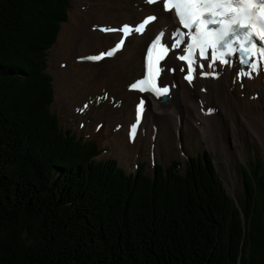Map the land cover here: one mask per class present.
<instances>
[{"label":"trees","instance_id":"trees-1","mask_svg":"<svg viewBox=\"0 0 264 264\" xmlns=\"http://www.w3.org/2000/svg\"><path fill=\"white\" fill-rule=\"evenodd\" d=\"M69 3L0 0V264H264L258 163L235 203L207 152L128 175L62 131L45 69Z\"/></svg>","mask_w":264,"mask_h":264},{"label":"bare ground","instance_id":"bare-ground-1","mask_svg":"<svg viewBox=\"0 0 264 264\" xmlns=\"http://www.w3.org/2000/svg\"><path fill=\"white\" fill-rule=\"evenodd\" d=\"M108 1L113 2L116 9L117 14L114 15V19L100 18L96 13L95 19L80 24L77 19L80 15L89 17L93 14L96 0L91 5H82V7L87 8V11L81 9L76 13L74 12V19L71 18L68 25V22H65L67 27L62 30L59 41L54 44L55 48L59 46L63 50V55L55 57L53 54L50 57L51 61L59 62L61 59V62L66 64L63 69L53 72L56 73L55 85H63L66 93L71 92L72 89H76L80 93L77 104L70 109L66 107L74 119L77 117L75 115H79L83 121L91 122L93 124V128L90 130L92 135H95L94 129L99 122L96 120L103 123L98 130V136L102 134L105 128H108L107 135L113 139L119 138L121 133L127 149L137 148L136 152H132L128 156L117 154L113 149L114 154L123 159L138 155L139 149L149 139L155 140L157 143L160 141L164 143L166 138L172 137V128H166L164 135H161L163 123L171 122L177 133L184 127L193 128L190 130L199 133L200 138L205 142L206 136L198 131L203 127L205 121L212 126L213 141H217L218 135L228 132L230 128L237 129L243 122H246L247 131L259 141L264 150V122H262L264 111H259L261 107L259 99H263L264 103V68L252 74L250 78L243 79H234V71L223 68L219 69L220 73L215 78H196L187 84L182 78L184 71H181V68L178 69L177 67L173 75L166 73L168 66H177L172 58L173 54L170 53L162 62L164 73L161 77V83L170 86L168 99L165 102L154 100L147 94L140 95L134 91H127L128 84L141 76L142 52L145 45L154 34L161 30L172 32L177 24L171 13L165 14L160 11V4L149 5L146 0ZM111 2L107 7H111ZM151 12L156 13L158 19L148 25L140 37L131 36L126 39L122 49L112 57L99 62L76 60L79 57L109 48L119 37V34L104 35L95 29L92 30L93 27L91 28L90 24L102 26L105 23L108 27H116L122 22L137 23L139 19ZM154 27L156 28L155 31H153ZM128 46L131 48V54H126L124 57L126 60L134 61V64L125 67L126 70L123 69V73H121L119 67L121 61L118 55L124 54ZM175 50L171 49L172 52ZM136 63L138 64L136 65ZM165 66L167 67L165 68ZM55 90L59 91L57 87ZM139 98L145 102V112L134 140L129 143L128 128L133 120L135 106ZM66 104L69 105L70 101L66 100ZM83 104L86 105L85 109H82ZM63 107L65 108V106ZM123 107L127 110V114L123 118L112 121L104 118L107 117L105 111L114 114ZM150 109L156 113V120L150 115ZM182 111L184 112L183 115ZM223 119H225L224 122ZM211 126L207 125L206 128L210 129ZM154 134V139H152ZM206 135H210L207 130ZM152 146L157 154L161 153V144Z\"/></svg>","mask_w":264,"mask_h":264},{"label":"rangeland","instance_id":"rangeland-1","mask_svg":"<svg viewBox=\"0 0 264 264\" xmlns=\"http://www.w3.org/2000/svg\"><path fill=\"white\" fill-rule=\"evenodd\" d=\"M94 1L95 0H70L69 8L67 10V14H69L67 15L66 19V23L68 22L67 25L70 23L71 18H73L74 12L76 13L81 9H86L87 11V8L82 7V5H91ZM109 2L111 1L96 0V2H94L96 3V5L93 14L89 15V17L80 15L77 21H79L80 24L86 23L88 22V20L92 21L96 18V13L100 18L105 17L108 20L114 19L113 17L117 14V12L114 8L113 2H111V7H107ZM66 23L64 22L60 25V33H57L56 43L60 39L62 30L67 27ZM103 24L105 25V23ZM90 27H93L92 24H90ZM93 29L94 28H92V30ZM155 30L156 28L154 27L153 31ZM74 49L76 50V48ZM130 50L131 48L130 46H128L124 54L118 55V58L121 61V66L118 65L120 67L121 73H123V69L124 71L126 70L125 67L134 64V61L126 60L124 57V55L126 54H131ZM53 54L55 55V57H60L63 55V50L60 49L59 46L55 48V45H53L47 52L46 70L49 73L48 75L51 77L53 98V101L49 106L50 111L58 117L59 126L62 131L70 130L72 134L77 135V137L79 138H83L86 141H94L98 152V155L95 157L96 160H114L117 163V166L123 169L127 174L136 173L138 170L137 166H139V168L142 166L146 175L153 176L154 162L162 164L164 168H167L172 160H176L180 163L179 172L183 173L186 169V163H188L189 158H193L196 155H202L204 152H207V158H209L214 165L219 184L221 185L225 194L230 197L235 203H237L242 196V180L240 175L241 167L248 168L252 163H258L261 166V171L264 175V150L259 141L256 138H253L252 135L249 134V131H247L248 129L246 127V122H243L237 129L230 128L228 132L218 135L217 141H213L212 137L214 135V131L211 124L205 121L203 127L198 131L206 136V142L200 138L201 136L199 135V133H195L194 131H192L193 128H190L192 129L190 130L187 127H184L181 131H179V133H177L176 128L174 127L172 122L163 123V131L161 132L162 136L164 135V131L166 128H172V137L166 138L164 143L161 141L157 143L155 140L149 139L142 145L141 149H139L140 151L138 155L136 156L123 159L122 157L115 155L113 149L117 154L128 156L132 152H136L137 148L127 149L123 142L121 133L119 134V138L117 139L109 137L107 135L108 128H105L100 136L97 135L99 131H94L95 135H92L90 130L93 128V124L91 122L83 121L79 115H75L77 117L74 119L71 113H68L69 109L76 105L79 101L80 93L76 89H72L71 92L66 93L63 89V85H55L54 82L56 79V73L53 72L59 69H63L64 67L60 66V64L63 63L61 62V59L59 62L50 60V57ZM137 64L138 63H136V65ZM55 87L59 89L58 92L55 90ZM66 100L70 101L69 105L66 104ZM14 102H17L16 96H13L11 99V103H13L11 107L14 106ZM259 104L263 108L262 109L260 107L259 111L263 112V99H259ZM63 106H65V108ZM66 107H68L69 109H67ZM105 113L107 114V117L104 118L112 121L123 118L127 114V110L123 107L114 114H109L107 111H105ZM183 114L184 112L182 111V115ZM150 115L156 120V113L152 112L151 109ZM96 121H99L98 123H102V121L100 120ZM224 121L225 119H223V122ZM262 122H264V117L262 119ZM79 123H83L82 128L79 126ZM207 125H210L211 128L207 129ZM206 130L209 131L210 135H206ZM158 144H161L162 151L160 154H157V151L154 150V147L152 148V150L150 148L151 145L156 146ZM150 152L152 157L150 156Z\"/></svg>","mask_w":264,"mask_h":264},{"label":"snow or ice","instance_id":"snow-or-ice-1","mask_svg":"<svg viewBox=\"0 0 264 264\" xmlns=\"http://www.w3.org/2000/svg\"><path fill=\"white\" fill-rule=\"evenodd\" d=\"M148 4H162L163 10L173 12L178 27L171 34L170 45L163 42V33H159L148 45L149 58L145 61V78L137 80L130 85L136 89L137 85H143L148 81V70L152 71L153 79L159 72V61L164 59L170 49L181 48V53L176 59L182 61L187 67L184 79L190 82L191 75L196 64V52L199 59H209L208 67L214 63L228 64L229 57L237 55L240 63L247 65L252 72L253 67L264 62V0H146ZM155 19L149 15L138 26L136 32H142L144 27ZM125 25L124 28H128ZM105 29H102L104 31ZM123 31V29H121ZM118 42L110 50L102 51L98 55L87 59L99 61L104 57H111L121 47ZM183 45V47H181ZM155 50V59L149 62ZM203 68V65H200ZM184 71V68L181 69ZM202 76L214 75V73L201 72ZM239 75V73H238ZM249 76L250 73H244ZM140 91L145 89L141 87ZM153 94L157 98L168 94V87H156L153 83ZM136 105V121L139 122L141 106ZM211 111V110H209ZM135 124L131 127L135 128ZM132 133H129L131 138Z\"/></svg>","mask_w":264,"mask_h":264},{"label":"water","instance_id":"water-1","mask_svg":"<svg viewBox=\"0 0 264 264\" xmlns=\"http://www.w3.org/2000/svg\"><path fill=\"white\" fill-rule=\"evenodd\" d=\"M67 15H68V14H67ZM45 72H46L47 74H49L46 70H45ZM167 99H168L167 97H163V98L160 100V102H165Z\"/></svg>","mask_w":264,"mask_h":264}]
</instances>
